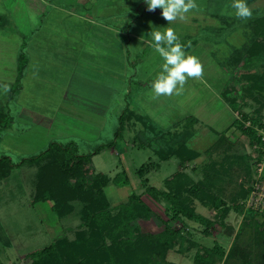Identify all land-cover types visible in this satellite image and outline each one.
<instances>
[{"label": "rangeland", "instance_id": "rangeland-1", "mask_svg": "<svg viewBox=\"0 0 264 264\" xmlns=\"http://www.w3.org/2000/svg\"><path fill=\"white\" fill-rule=\"evenodd\" d=\"M232 3L196 0L198 7L185 20L168 24L162 10L147 11L144 0H0V111L8 108L12 115L0 135V156L19 162L52 141L71 142L79 153L90 155L88 173L110 178L104 191L115 227H121L115 234L123 246L116 251L123 260L118 264H130L124 262L125 253L135 264H198V255L206 249L212 264H247L238 254L227 257L233 243L247 250L251 264H264V206L247 208L248 195L241 194L242 185H253L261 153L243 131L250 121L242 119L245 114L254 118L259 111L264 121V89L242 94L243 80L235 77L252 68L234 63L231 56L249 40L254 18L264 13V0H246L253 13L248 20L235 16ZM5 16L8 21L2 20ZM12 26L15 33L8 28ZM166 27L174 30L187 55L199 59L203 75L188 79L180 95L157 97L151 85L164 60L151 46L149 33ZM22 47L34 56L47 82L27 83L17 100L12 94L13 73ZM74 68L75 87L60 100L63 82L71 80ZM108 78L113 86H105ZM3 85L10 90L5 93ZM227 87H233L229 96L237 98V109L223 97ZM190 115L198 120L188 123L185 118ZM178 145L198 155L183 161L174 153ZM36 160L0 175L4 264H32L30 252L64 239L73 241L80 230L88 232L83 218L86 201L77 197L56 208L52 196L36 197L38 173L46 161ZM0 165L5 167L1 161ZM117 172H124L128 183L116 184ZM174 176L178 190L169 184ZM76 179L69 174L63 185L71 187ZM147 185L177 191L182 207L192 208L210 223L177 213L173 198L152 194ZM131 192L148 209L144 215L131 207ZM122 203L129 205L126 211ZM162 232L166 235L158 237ZM170 234L165 249L162 244ZM111 243L108 236L99 240L104 246ZM44 264L72 260L60 254Z\"/></svg>", "mask_w": 264, "mask_h": 264}, {"label": "trees", "instance_id": "trees-1", "mask_svg": "<svg viewBox=\"0 0 264 264\" xmlns=\"http://www.w3.org/2000/svg\"><path fill=\"white\" fill-rule=\"evenodd\" d=\"M2 20L8 21L9 18L5 16L2 17ZM8 28L10 31L15 33L13 26ZM251 28L252 33L249 36V40L245 41L242 48H236L231 55L235 56L233 58L234 63L241 61V66L245 65L246 69L248 67L252 68V70H246L245 73H240L235 77V79H238L239 81H244V84L242 81L240 85L242 88V94H246L247 92L249 93L252 90L260 93L264 89V13L254 18V23ZM186 46L187 44L185 47ZM27 56H29L27 50L22 47L19 52V79L22 77L25 62H27ZM232 90L233 87H227L222 94L224 99L229 102L230 106L237 109L239 106L237 98L235 96H229V92ZM259 114V111L256 112L254 118H249V116L245 114L244 119H242L250 121V124L245 126L243 131L249 136L251 144L259 146V151L261 153L257 160L263 159L264 156L263 134L259 133L260 129L264 130V121H262V117ZM11 118V111L8 108L0 111V135L5 130L3 127L11 122ZM185 120L188 123H193L198 120V118L194 115H190L186 117ZM122 121L123 114L120 115V125H122ZM240 125H242V123ZM118 133L119 132H116V134ZM102 146L97 147L95 151L97 152L100 150ZM174 153L183 161L191 160L198 155V153L194 150L186 149L181 145H178ZM89 157L90 155L88 154L79 153L77 145H74L71 142L63 143L58 141L50 142L42 151L32 156L23 157L19 162L12 161L11 157L8 155L0 156L1 163L5 164V167H1L0 165L1 176L4 174L8 175L12 167L16 164L23 163L26 160L32 162H34L35 159H37V162L46 160L38 173L39 181L36 188V197L44 199L52 196L51 198L56 201L54 207L59 208L63 206V204L68 205L67 201L77 197L87 202L83 210V218L85 220V224L87 225L88 232L86 230H80L73 241H67L64 239L65 242L60 241L50 243L41 250L30 252L28 257L31 258L32 264H44V261L47 258L48 260L55 257L59 258L60 254H65L67 259L72 260V264H118V261L122 259V257H120L121 254L119 255V253H116V251L120 252L123 249V246H121L122 241L117 242V238L115 236L121 227H118V225L115 227V216L110 214V211L113 210L111 209V205L105 194L106 192L104 191V187L108 185L110 178L106 174H99L90 170L88 173L87 161ZM3 158L5 160H2ZM161 158L166 159L168 157L163 155ZM1 170L6 173H2ZM139 172L142 173L141 168H139ZM123 173L124 172H117L114 176L113 181L116 184L121 185L128 183V176ZM69 174H74V176L77 177L75 184L71 185V187H69L70 185H63L64 179L66 176L69 177ZM88 175H91L90 184H87L86 182ZM174 179L175 181L169 182V184L173 183L174 187L178 190L179 184L177 183L179 182L178 180L176 181V177ZM60 186H62V188H60ZM242 187V196L249 195L252 190V186H249L248 184L242 185ZM56 189L57 191H55ZM147 191L152 194L160 193L170 199L173 198V201L177 206L174 207V209L177 213L184 212L188 218L208 222L203 215L197 214L192 208L185 206L182 207V203L177 197V191H175V193H169L168 191L159 190L150 185H147ZM128 199L131 203V207H136L139 215H144L147 212L148 209H146L138 195L131 192ZM128 208L129 205L127 203L121 204L122 210L126 211ZM208 223H210V221ZM165 235L166 232H162L158 235V237H163ZM107 236L112 238V245L104 246L99 244V240H103ZM169 236L170 237L167 238L166 242L162 244V247L165 249L170 246L171 239L173 237L171 234ZM90 240L93 244L90 243ZM206 251V253L198 255V264H212L213 261L212 257L210 258L209 256V250L206 249ZM236 254L244 258L247 264H251V258H249L250 254L247 250L233 243L227 257L235 256ZM132 260V257L130 256L129 258L125 253L124 262L128 261L127 263L135 264ZM0 264L4 263L0 262Z\"/></svg>", "mask_w": 264, "mask_h": 264}, {"label": "clouds", "instance_id": "clouds-1", "mask_svg": "<svg viewBox=\"0 0 264 264\" xmlns=\"http://www.w3.org/2000/svg\"><path fill=\"white\" fill-rule=\"evenodd\" d=\"M147 11L154 12L161 9V15L171 24L177 20H185L186 14L196 9V0H144ZM235 9V16L241 20L252 17V9L246 0H233L231 5ZM152 37V47L163 58L162 71L157 75L151 87L155 96L180 95L188 79H199L203 75V66L194 55H187L184 45L172 28L166 27L161 32L153 28L149 33ZM5 93L8 85H3Z\"/></svg>", "mask_w": 264, "mask_h": 264}, {"label": "crops", "instance_id": "crops-1", "mask_svg": "<svg viewBox=\"0 0 264 264\" xmlns=\"http://www.w3.org/2000/svg\"><path fill=\"white\" fill-rule=\"evenodd\" d=\"M109 9H111V7ZM113 10H114V12H116L115 9H113ZM16 61H17V66H15V67H17V68H16V72L13 73L14 88H13V91L12 92H13V96H16V99L18 100V97H20L19 96V93L20 94L22 93V91L24 90V87H26L27 83L32 84V86H34V85L39 86L42 83H46L47 80H46V75H44V74L43 75H40L39 74V72H38V70L36 68V65H35L36 63H34V61H35L34 56H27V62H25L24 69H23V73H22V77L19 79V76H20L19 75V72H18V67H19V64H20L19 63L20 62L19 61V56H17V60ZM40 67H42L41 64H40ZM78 67L79 66L76 65V69ZM83 67L85 68V66H83ZM76 69L74 68V71L72 72V78H71V80L68 81V79H66L63 82V85H64L63 88L64 89L63 88L61 89V92L62 93H61V96H60V100L63 97V93L68 92L69 89H70V87H72V88L75 87L74 86V84H75L74 80H75V76H76V72H77V71L75 72ZM34 70L36 71V74L34 73ZM26 71H28V73ZM27 76H28L29 79H27ZM25 78H26V80L23 83V80ZM105 78H106V76H105ZM41 79H42V81H41ZM103 79H104L103 76L100 74L99 75V80L101 81ZM105 83H106L105 86H113L114 85L113 82L110 81V78H108V80H106ZM29 86L31 87V85H29ZM15 89H16V91H15ZM39 113H41V112H39ZM85 124H89V122L86 120V123Z\"/></svg>", "mask_w": 264, "mask_h": 264}, {"label": "built area", "instance_id": "built-area-1", "mask_svg": "<svg viewBox=\"0 0 264 264\" xmlns=\"http://www.w3.org/2000/svg\"><path fill=\"white\" fill-rule=\"evenodd\" d=\"M259 133L263 134L264 139V130L260 129ZM257 146V145H255ZM256 176L253 180L252 190L248 195L246 206L252 208H258L264 206V158L260 161L256 159Z\"/></svg>", "mask_w": 264, "mask_h": 264}]
</instances>
